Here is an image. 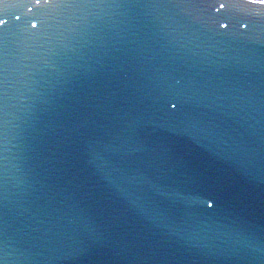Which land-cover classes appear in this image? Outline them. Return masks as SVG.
<instances>
[{
    "label": "water",
    "instance_id": "obj_1",
    "mask_svg": "<svg viewBox=\"0 0 264 264\" xmlns=\"http://www.w3.org/2000/svg\"><path fill=\"white\" fill-rule=\"evenodd\" d=\"M60 3L0 4V258L203 264L264 242V4Z\"/></svg>",
    "mask_w": 264,
    "mask_h": 264
},
{
    "label": "snow or ice",
    "instance_id": "obj_2",
    "mask_svg": "<svg viewBox=\"0 0 264 264\" xmlns=\"http://www.w3.org/2000/svg\"><path fill=\"white\" fill-rule=\"evenodd\" d=\"M4 0H0L2 4ZM260 4H264V0H258ZM36 3L39 4L40 0H36ZM51 3V0H49ZM67 5L69 7H80L84 6L81 3V0H61L60 4H57V7ZM88 6H100L94 5L92 0H88ZM223 6V5H222ZM19 19V17H17ZM0 23H7L6 20L0 19ZM224 27H227L225 25ZM247 27V25H244ZM171 109H176L177 105L168 101ZM3 111V109H0ZM7 127L6 121L0 122V161L5 162V171H6V161H7ZM129 182H133L131 179ZM6 199V197H5ZM7 216V213H5ZM8 227V220H3V229L6 231ZM228 241V246L221 250L211 249V248H195L193 250V255L201 260L203 264H264V242H261L259 246L248 245L245 247H240L234 245L231 241ZM6 251V250H5ZM18 261L20 257L16 258ZM25 259H32L31 257H25ZM0 264H10L9 256L6 254L3 258H0Z\"/></svg>",
    "mask_w": 264,
    "mask_h": 264
},
{
    "label": "bare ground",
    "instance_id": "obj_3",
    "mask_svg": "<svg viewBox=\"0 0 264 264\" xmlns=\"http://www.w3.org/2000/svg\"><path fill=\"white\" fill-rule=\"evenodd\" d=\"M245 1H247V0H245Z\"/></svg>",
    "mask_w": 264,
    "mask_h": 264
}]
</instances>
